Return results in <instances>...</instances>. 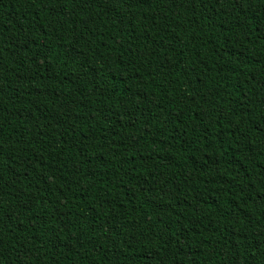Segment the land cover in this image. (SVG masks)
I'll return each mask as SVG.
<instances>
[{
  "label": "trees",
  "instance_id": "16d2710c",
  "mask_svg": "<svg viewBox=\"0 0 264 264\" xmlns=\"http://www.w3.org/2000/svg\"><path fill=\"white\" fill-rule=\"evenodd\" d=\"M0 264H264V0H0Z\"/></svg>",
  "mask_w": 264,
  "mask_h": 264
}]
</instances>
